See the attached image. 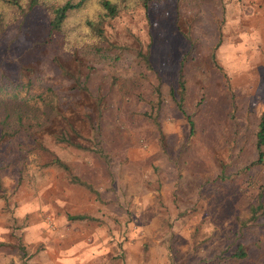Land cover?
<instances>
[{
    "label": "rangeland",
    "instance_id": "rangeland-1",
    "mask_svg": "<svg viewBox=\"0 0 264 264\" xmlns=\"http://www.w3.org/2000/svg\"><path fill=\"white\" fill-rule=\"evenodd\" d=\"M127 7L104 42L51 34L42 6L0 38V264H264V0Z\"/></svg>",
    "mask_w": 264,
    "mask_h": 264
},
{
    "label": "trees",
    "instance_id": "trees-1",
    "mask_svg": "<svg viewBox=\"0 0 264 264\" xmlns=\"http://www.w3.org/2000/svg\"><path fill=\"white\" fill-rule=\"evenodd\" d=\"M92 0H62V1H54L51 3V0H0V38L6 32L8 26L11 24L12 20L16 21L20 16H24L29 12L33 11L35 8L38 7H45L48 10L50 15V33L51 34H73L76 35L79 39L85 37L95 38L99 41H107L105 35V25L109 23L111 20L117 18L123 10L128 9L127 3L129 1L134 3V7H143L145 9H149L150 5L156 0H101L100 5V12L97 15L96 19H87L84 21V29L81 31L76 32L75 26L72 25L74 15L82 10L86 9L88 5L91 3ZM178 2H197L199 0H177ZM79 27L80 24H79ZM68 34V35H69ZM68 35L66 38H68ZM220 46V42L216 45L213 53H212V60L214 64L218 67V61L216 56V51ZM108 50L110 52L117 51V46L108 42ZM139 58L143 61V63L151 69V61H150V52L149 53H139ZM116 60H119L116 57ZM220 69V68H219ZM86 90L87 87H84ZM157 96L158 102L156 103L157 108L162 104V92L160 87H157ZM172 98H174L176 106L178 109L185 115V102L187 98V83L184 76L183 67L180 69L179 74V96H175V91H172L171 94ZM153 106V107H154ZM156 107L154 109H156ZM9 117H7L8 120ZM189 123L192 128V132L194 131V122L192 121L191 117L187 115ZM156 120V119H155ZM7 122V121H6ZM3 125L6 127L7 123ZM70 130L72 133L79 137V133L71 127ZM16 134L15 132L12 133L8 130H4L2 132V136L0 138V142L13 137ZM71 136V135H70ZM70 136H64L61 138L62 142L68 143L70 145L76 146L77 148H83L81 145L76 144ZM256 147L258 152V159L253 165L264 166V112L260 118V123L258 125V132L256 134ZM99 154L103 155V151H98ZM48 165H57L60 168L65 169L66 171L70 172V168L65 165L61 160L56 159L52 163ZM72 181L75 183H79L88 189H92L90 185L81 181V179L72 175ZM264 209V205L260 203L259 205L253 207L252 209V218L253 220L257 219L258 213ZM88 217L80 216L76 217L77 220H86ZM237 259H244L247 257V253L243 248L239 249L234 256Z\"/></svg>",
    "mask_w": 264,
    "mask_h": 264
}]
</instances>
